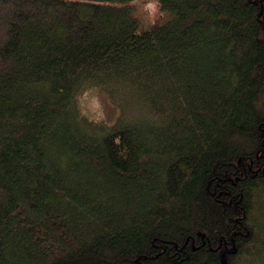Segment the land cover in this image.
I'll return each mask as SVG.
<instances>
[{
	"label": "trees",
	"instance_id": "1",
	"mask_svg": "<svg viewBox=\"0 0 264 264\" xmlns=\"http://www.w3.org/2000/svg\"><path fill=\"white\" fill-rule=\"evenodd\" d=\"M151 1L0 0V264L264 263V0Z\"/></svg>",
	"mask_w": 264,
	"mask_h": 264
},
{
	"label": "rangeland",
	"instance_id": "2",
	"mask_svg": "<svg viewBox=\"0 0 264 264\" xmlns=\"http://www.w3.org/2000/svg\"><path fill=\"white\" fill-rule=\"evenodd\" d=\"M146 8H147L146 13L141 11L142 15L145 16L142 22L143 25H147V22L152 21L154 19L153 15L155 14L154 13L155 8L152 1L147 4ZM99 101H100V97L96 92L88 91L83 96L81 105L86 110H90L93 113L95 112L97 114H100L102 112V105L100 104Z\"/></svg>",
	"mask_w": 264,
	"mask_h": 264
}]
</instances>
